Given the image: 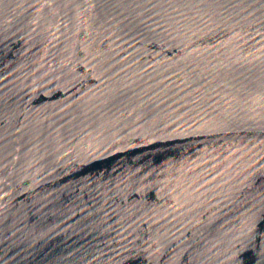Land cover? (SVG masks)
<instances>
[{"label":"water","instance_id":"water-1","mask_svg":"<svg viewBox=\"0 0 264 264\" xmlns=\"http://www.w3.org/2000/svg\"><path fill=\"white\" fill-rule=\"evenodd\" d=\"M0 264H264V0H0Z\"/></svg>","mask_w":264,"mask_h":264}]
</instances>
